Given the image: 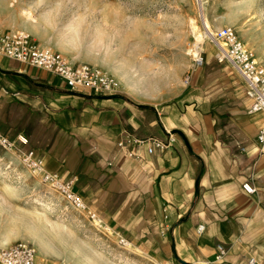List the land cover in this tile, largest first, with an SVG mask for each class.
<instances>
[{"label": "crops", "instance_id": "obj_1", "mask_svg": "<svg viewBox=\"0 0 264 264\" xmlns=\"http://www.w3.org/2000/svg\"><path fill=\"white\" fill-rule=\"evenodd\" d=\"M154 96L70 90L0 55V134L13 142L0 150V250L21 238L16 187L34 190L21 160L31 150L46 170L74 178L104 228L159 263L264 264V113L250 110L242 78L210 52L176 92ZM126 133L173 141L163 152L142 142L119 148ZM246 181L254 192L243 190ZM32 244L37 264H69L52 243Z\"/></svg>", "mask_w": 264, "mask_h": 264}, {"label": "rangeland", "instance_id": "obj_2", "mask_svg": "<svg viewBox=\"0 0 264 264\" xmlns=\"http://www.w3.org/2000/svg\"><path fill=\"white\" fill-rule=\"evenodd\" d=\"M202 13L212 31L231 27L264 65V0H0V33L22 29L35 37L32 30L45 38L46 47L60 52L70 62L88 63L114 78L112 66L125 67L133 73L141 65H150L152 71L145 79H161L162 83L148 96L156 98L181 87L193 69L194 47H199L204 63L210 52L218 61L214 45L203 36L202 48L187 22L188 18L194 19L196 34L204 32L207 28ZM187 49L186 55L183 52ZM122 88L125 89L121 85ZM33 173L34 190L28 193L22 183L16 187L20 192V228L15 232L20 234V240L29 237L33 246L35 240L23 225L31 224L66 256L74 258V245H79L98 264H160L138 248L126 250L121 238L103 225L94 224L85 211L73 207L42 182L40 174ZM88 257L80 260L89 264Z\"/></svg>", "mask_w": 264, "mask_h": 264}, {"label": "built area", "instance_id": "obj_3", "mask_svg": "<svg viewBox=\"0 0 264 264\" xmlns=\"http://www.w3.org/2000/svg\"><path fill=\"white\" fill-rule=\"evenodd\" d=\"M204 34L215 46L217 60L229 63L242 78L245 94L251 102L250 110L264 113V65L255 58L231 27L222 26L212 32L205 29ZM194 48L192 64L193 68H198L203 65L204 58L202 52L197 50L199 47ZM0 55L57 75L70 90H83L102 95H112L121 91L117 79L106 71L88 63L70 62L60 52L37 43L32 35L22 29L0 33ZM17 138L23 144L27 142L24 136L18 135ZM257 140L261 149L264 148V125L257 134ZM172 141V135L166 140L158 137L139 139L126 133L125 140H120L118 146L123 148L125 143L142 142L147 144L148 153L163 152ZM0 145L3 147L13 146V142L0 134ZM21 160L31 171L41 175L42 182L61 194L73 207L85 211L89 218L97 219L101 225L95 213L87 207L82 196L73 189L74 178L66 179L57 172L46 170L41 159L35 157L31 150L23 151ZM242 188L247 193H252L255 190L247 181L242 184ZM197 229L201 231L203 225H198ZM121 241L126 242L122 238ZM218 248L223 253L220 245ZM253 262L254 259L250 258L249 263ZM0 264H37L35 249L29 242L16 240L0 250ZM160 264H174V262L167 259L161 261Z\"/></svg>", "mask_w": 264, "mask_h": 264}, {"label": "bare ground", "instance_id": "obj_4", "mask_svg": "<svg viewBox=\"0 0 264 264\" xmlns=\"http://www.w3.org/2000/svg\"><path fill=\"white\" fill-rule=\"evenodd\" d=\"M204 13H202L201 16H203ZM190 20V21H189ZM194 19L191 20V18L189 19L188 18V21L187 22H190L189 23V26L191 24V27H192V30L194 31V38L196 39V42H201L203 41L204 43V40H203V36L205 35L204 32L202 33H197L195 32V25L192 23ZM203 22H204V26L207 28L206 30H209L210 32L211 29L209 28V24H208V21H207V18L205 17V15L203 16L202 18ZM196 23V22H195ZM232 22H229V24L231 25ZM188 26V27H189ZM197 27V26H196ZM23 28L27 29L26 26H23ZM197 31V30H196ZM198 32V31H197ZM201 32V31H200ZM193 34V32H192ZM202 43V42H201ZM203 43H202V48H204L203 46ZM201 47V46H200ZM215 47V46H214ZM193 52V51H192ZM184 54H189V49H187L186 51L184 50L183 52ZM255 56V55H254ZM256 58V57H255ZM121 63V62H120ZM120 63H118L117 65H120ZM142 63V62H140ZM122 64V63H121ZM148 64V63H147ZM150 66V65H149ZM148 65H141L139 70L137 71L136 69H134L133 73H130L128 70L124 68H120L119 66H112L111 69H112V72L113 74L115 75V77L118 79L117 81H119V84H121L125 89H127L129 92H132L136 95H139V96H146L148 97L149 95H152L153 92H156L157 89L160 87V85L162 84L161 83V79H156V78H149V79H145L146 78V74L150 73V71H152V68H150ZM120 85V87H121ZM15 214V213H14ZM93 223L94 224H99L98 220L97 219H94L93 220ZM25 225V227L28 229V225H29V230H30V233L32 235V238L34 240H36L39 244L41 245H49V240L48 238L46 237V235L44 236V234L42 232H37L35 230L34 227L31 226V224H23ZM97 226V225H96ZM56 232V231H55ZM54 232V233H55ZM58 235V237L60 236V234L57 232L56 233ZM62 235V234H61ZM63 236V235H62ZM47 238V239H46ZM57 238V237H56ZM59 239V238H58ZM62 239V238H61ZM60 239V240H61ZM61 242H64L63 240ZM68 242V241H67ZM66 242V243H67ZM70 242H68L69 244ZM67 244V245H68ZM77 244V243H75ZM126 246H125V249L130 251V249H132V247L129 245V243L126 241L125 242ZM79 246V245H78ZM77 245H74V252L76 253V256L73 258L71 257L70 255L69 256H66L68 258V260H70L69 264H85L84 262H82L80 259L82 256H86L88 257L81 248L80 246L78 247ZM84 249V248H83ZM62 253V251H60ZM101 257V256H99ZM88 260H89V264H98L94 258L92 257H88ZM104 261H107L106 259Z\"/></svg>", "mask_w": 264, "mask_h": 264}, {"label": "water", "instance_id": "obj_5", "mask_svg": "<svg viewBox=\"0 0 264 264\" xmlns=\"http://www.w3.org/2000/svg\"><path fill=\"white\" fill-rule=\"evenodd\" d=\"M113 95V94H112Z\"/></svg>", "mask_w": 264, "mask_h": 264}]
</instances>
